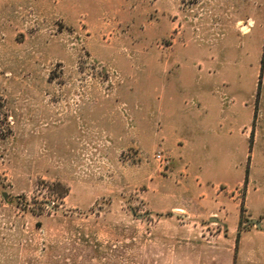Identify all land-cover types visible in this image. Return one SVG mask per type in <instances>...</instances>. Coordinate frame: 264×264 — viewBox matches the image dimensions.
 Here are the masks:
<instances>
[{"label": "rangeland", "instance_id": "374dc122", "mask_svg": "<svg viewBox=\"0 0 264 264\" xmlns=\"http://www.w3.org/2000/svg\"><path fill=\"white\" fill-rule=\"evenodd\" d=\"M200 245L264 264V0H0V264Z\"/></svg>", "mask_w": 264, "mask_h": 264}, {"label": "crops", "instance_id": "0c3cea01", "mask_svg": "<svg viewBox=\"0 0 264 264\" xmlns=\"http://www.w3.org/2000/svg\"><path fill=\"white\" fill-rule=\"evenodd\" d=\"M226 246V245H225ZM224 250V251H223ZM203 249L200 245V255H190L196 264H234V256L228 248Z\"/></svg>", "mask_w": 264, "mask_h": 264}, {"label": "built area", "instance_id": "2783aa9c", "mask_svg": "<svg viewBox=\"0 0 264 264\" xmlns=\"http://www.w3.org/2000/svg\"><path fill=\"white\" fill-rule=\"evenodd\" d=\"M157 158H159V156Z\"/></svg>", "mask_w": 264, "mask_h": 264}, {"label": "bare ground", "instance_id": "6f19581e", "mask_svg": "<svg viewBox=\"0 0 264 264\" xmlns=\"http://www.w3.org/2000/svg\"><path fill=\"white\" fill-rule=\"evenodd\" d=\"M244 28V27H243ZM242 30V29H241Z\"/></svg>", "mask_w": 264, "mask_h": 264}]
</instances>
